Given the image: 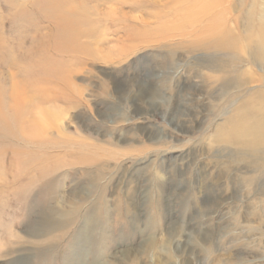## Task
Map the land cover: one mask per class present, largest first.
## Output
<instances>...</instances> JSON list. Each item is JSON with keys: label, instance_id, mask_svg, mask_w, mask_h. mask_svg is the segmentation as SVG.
I'll return each mask as SVG.
<instances>
[{"label": "rangeland", "instance_id": "rangeland-1", "mask_svg": "<svg viewBox=\"0 0 264 264\" xmlns=\"http://www.w3.org/2000/svg\"><path fill=\"white\" fill-rule=\"evenodd\" d=\"M263 33L264 0H0V264H264Z\"/></svg>", "mask_w": 264, "mask_h": 264}, {"label": "bare ground", "instance_id": "bare-ground-1", "mask_svg": "<svg viewBox=\"0 0 264 264\" xmlns=\"http://www.w3.org/2000/svg\"><path fill=\"white\" fill-rule=\"evenodd\" d=\"M197 20L198 19H196V18L191 19L189 21L190 27L193 26V23L197 22ZM261 33H262V31H261ZM263 47H264V45H263ZM256 125H258V124H256ZM260 125H261V123L259 124V126L251 127L253 129L255 128L257 130V133L252 131L251 128L243 129V130L241 129V132H240L241 136H238V134L237 135L234 134L232 143H236V144L240 143L242 145L246 144L248 147H250V145L255 144V143L264 145V127H261ZM238 139H240V140H238Z\"/></svg>", "mask_w": 264, "mask_h": 264}]
</instances>
